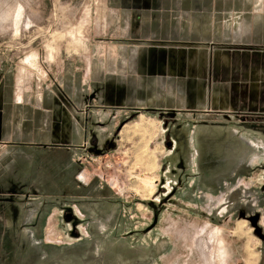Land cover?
Masks as SVG:
<instances>
[{"label": "rangeland", "instance_id": "1", "mask_svg": "<svg viewBox=\"0 0 264 264\" xmlns=\"http://www.w3.org/2000/svg\"><path fill=\"white\" fill-rule=\"evenodd\" d=\"M262 18L264 0H0V264H264V101L191 112L198 78L158 80L173 110L128 97L150 49L198 68L214 45L224 82L264 87Z\"/></svg>", "mask_w": 264, "mask_h": 264}, {"label": "crops", "instance_id": "2", "mask_svg": "<svg viewBox=\"0 0 264 264\" xmlns=\"http://www.w3.org/2000/svg\"><path fill=\"white\" fill-rule=\"evenodd\" d=\"M264 18H262V21ZM256 29L255 26L258 25ZM170 25V23H169ZM221 22L216 24L215 28V40L222 39V27L219 26ZM235 25L234 30L238 32V22ZM264 23H254L247 28V31L251 32L250 35L260 37L264 34ZM231 29L233 23L230 24ZM253 32V33H252ZM253 45H258L257 43ZM260 45V44H259ZM214 45H210L209 49V60L208 63H204L197 68L196 65L190 61L191 51L181 50L175 52H157L156 50L150 49L141 52L135 59V68L130 69L131 73H134V95H130V104H133L138 109H146L150 112H162L173 110L166 104L170 102L169 97L181 98L185 95L182 100H178L181 103L187 105H195L197 108H193L191 112H238L240 103L244 105H258L261 101H264V87L262 84H256L242 88L241 92L239 87L232 81L224 82V78L218 74L216 68H218L217 60L214 59L216 48ZM255 54L258 56V51L261 47L252 46ZM216 63V64H214ZM217 66V67H216ZM169 73V74H167ZM160 78L166 79L167 81L162 82H177L178 80H196L201 79L202 83L198 86H191L186 84L183 94L176 92L172 88H169L168 84L166 91H162L156 84ZM117 101L115 105H121L125 101L122 99L128 95L127 89H119L117 92ZM241 93V94H240ZM246 100H243V99ZM250 99H252L250 101ZM168 101V102H167ZM118 102H120L118 104ZM127 102V101H126ZM226 106V108H223Z\"/></svg>", "mask_w": 264, "mask_h": 264}, {"label": "water", "instance_id": "3", "mask_svg": "<svg viewBox=\"0 0 264 264\" xmlns=\"http://www.w3.org/2000/svg\"><path fill=\"white\" fill-rule=\"evenodd\" d=\"M156 223V222H155ZM154 226H155V224H154Z\"/></svg>", "mask_w": 264, "mask_h": 264}]
</instances>
